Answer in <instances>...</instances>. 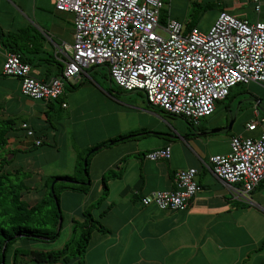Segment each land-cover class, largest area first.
<instances>
[{
  "label": "crops",
  "instance_id": "1",
  "mask_svg": "<svg viewBox=\"0 0 264 264\" xmlns=\"http://www.w3.org/2000/svg\"><path fill=\"white\" fill-rule=\"evenodd\" d=\"M54 1L0 0V16L5 13V18L0 17L2 33H16L20 29H27L23 32L26 35L35 33L27 55L31 59L30 72L41 79L53 74L57 62L62 63L65 40L60 31L62 24L69 21L72 25V15L56 9ZM192 2L213 9L206 29L220 10L249 22L264 21V0H259V11L254 10L252 0ZM161 7L159 18L178 19L170 10L161 15ZM246 8L255 12L251 18ZM45 14L49 15V25L45 18L36 19ZM183 24L185 28L192 26L188 22ZM7 50L0 42V67ZM44 51L49 53L48 61L39 59L45 56ZM98 65H90L71 81H65L62 94L51 102L23 95L17 77L0 73V119L16 126V130L9 131L5 148L18 149L14 155L33 149L40 154L58 155L64 150L66 162L47 175L73 176L70 173L77 170L78 161L88 147L109 141L93 149L88 157L87 167L93 169L90 189L60 190L69 194V198L83 194L82 203L89 198L87 206L101 192L98 183L101 175L108 170L114 173L106 178L104 198L91 208V216L97 223L90 230L81 259L68 263L24 260L22 264H79L80 261L82 264H263L264 178L243 199L236 194L238 183L223 182L206 165L209 155L228 151L231 134L254 132L245 128L251 116L245 118L241 127L231 121L228 126L229 122L224 120L227 116L218 111L215 103L213 110L196 122L188 123L182 118L171 121L172 115L150 105L141 90L120 88L109 78L106 66L103 72ZM103 78L113 82L116 90L105 87ZM129 92L135 95L121 96ZM101 96L110 104H98ZM255 101L251 114L258 117L264 110L257 106L259 98ZM223 107L231 117L236 114L231 104ZM116 115L129 121L114 124L112 119ZM99 118L105 119L100 122L102 125L94 122ZM22 122L32 129V134H26ZM124 135L130 136L118 138ZM115 138L118 139L110 141ZM34 139L40 142L35 144ZM164 145L170 148L169 157L155 160L144 157L146 151ZM189 166L196 168L199 189L185 208L161 209L153 203L139 201L142 194L151 190L173 188L174 171ZM31 172L30 183H41L42 176ZM79 206L73 208L75 212L79 213Z\"/></svg>",
  "mask_w": 264,
  "mask_h": 264
},
{
  "label": "built area",
  "instance_id": "2",
  "mask_svg": "<svg viewBox=\"0 0 264 264\" xmlns=\"http://www.w3.org/2000/svg\"><path fill=\"white\" fill-rule=\"evenodd\" d=\"M252 1L259 11V0ZM159 6L160 0H55L56 9L72 15L71 51L63 50L60 75L36 77L12 50L5 52L0 73L17 77L23 95L48 100L62 94L65 81L104 64L117 86L141 90L150 105L190 122L208 115L233 84L264 83V21L220 10L201 31L175 18L160 23ZM245 128L254 132L231 134L228 151L209 155L206 163L223 182L238 183L236 194L243 199L264 178V112ZM26 134L32 129L26 127ZM169 155L168 145L144 153L151 160ZM195 172L192 166L176 169L173 188L151 190L139 201L185 208L199 189Z\"/></svg>",
  "mask_w": 264,
  "mask_h": 264
},
{
  "label": "trees",
  "instance_id": "3",
  "mask_svg": "<svg viewBox=\"0 0 264 264\" xmlns=\"http://www.w3.org/2000/svg\"><path fill=\"white\" fill-rule=\"evenodd\" d=\"M21 30L22 29L16 33H2V31H0V42L4 48L17 52L22 60L31 63V59L27 55V52L30 51L29 45L33 44L35 33L26 35V33L23 32L27 29L24 31ZM44 54L45 56L39 59L48 61L49 53L44 51ZM56 65L55 71L50 76L60 75L63 63L57 62ZM225 98H230V89L219 101ZM48 101L51 102V99H48ZM179 117L187 121L184 117ZM187 122L191 123L190 121ZM23 128L26 129L25 127ZM11 130H16V126L14 127L7 119H0V261L2 248L3 264H22L24 262L22 258L24 260H31L39 263H68L73 259H81L90 230L95 226L94 222L97 223L96 219L91 216L89 210L83 212L87 214V218L82 217L81 220L74 217L71 218L70 236L59 247L42 249L30 247L29 244L26 247H20L14 245V242L17 239L28 241L53 240L57 236L61 227L62 215L58 207L53 206L50 208V204L53 202L52 196H54V199L57 201L60 190L65 188L85 192L90 183V178H88L87 174L88 156L92 152L94 146L99 148L109 141H100L88 147L81 156V158L85 159V165L78 162V169H83L88 178V182H85L86 180L84 177L76 178L75 176L66 174L47 175L38 186L36 183H30L32 180V172L30 170H25L20 164L11 165L13 155L15 151H18V149L5 148L6 140ZM33 132H35V130H33ZM127 136L130 135L119 136L118 138ZM118 138L110 139V141L117 140ZM113 174L112 170H108L101 175V192L96 200L92 204L90 203L88 207L92 208L104 198L106 194V178ZM59 178H64V181H62L64 183L55 187L53 182L51 184V191V181L53 179L56 181ZM29 190L41 192L43 196L34 200L25 199L23 197V192ZM58 217H60L59 224L57 223ZM77 226L80 227L79 234H76ZM56 227H58L57 231H55ZM41 236L46 237V239ZM79 264H82L81 261Z\"/></svg>",
  "mask_w": 264,
  "mask_h": 264
},
{
  "label": "rangeland",
  "instance_id": "4",
  "mask_svg": "<svg viewBox=\"0 0 264 264\" xmlns=\"http://www.w3.org/2000/svg\"><path fill=\"white\" fill-rule=\"evenodd\" d=\"M169 2H170V6H168ZM201 5H199L196 2H192V0H170V1L160 0V6L163 7V8L162 7L160 8L161 10L160 14L162 15L163 12L166 14V12L168 13L170 10L172 14H177L178 20L182 21L183 23L188 22L192 25L194 24L193 26L197 27L198 29L205 30L207 27L206 26L207 20L208 18H211L210 14L211 12H213L212 11L213 9L212 8H202ZM245 11L249 13L248 17L250 18L253 16V13L255 14V12L249 8H246ZM262 11L264 13V6L262 7ZM64 13H66L69 16L71 15V12L69 11L68 12L65 11ZM1 16L5 18V13H2ZM40 18H45L46 23L48 25L50 24L49 15L45 14V17L44 15L36 16V19H40ZM164 22H165L164 19L163 20L160 19V23H164ZM71 28H72V25L68 21L62 24V30L60 31L61 32L60 34L63 40H65L64 50L67 52L71 51V38H72V35H70ZM161 33L164 34L165 32L161 31ZM98 66L100 67L101 71L103 72L105 71V65L99 64ZM102 82L105 87H108V88L111 87L114 90H116L117 88V86L113 82H109L106 78H103ZM127 95H135V94L132 92L121 94L122 97H126ZM255 98H259V101H260L257 103L259 110H264V83L262 84L261 83L255 84L252 82L249 84L236 83L232 85L230 88V98H225L222 101L216 100L215 103L217 105L216 107L218 111H222L223 115L227 116L226 119H224L227 121V123L231 121V123H234L235 125H238L239 127H241L242 124H244V120L247 116H251L252 119L257 118L253 113L251 114V110L256 103ZM107 103L110 104V101L105 100L104 98H102V96L98 99V104L100 105H106ZM226 104H231L232 111L233 112L236 111V114L234 115L235 119H234V116L231 117L227 113V109L223 107ZM237 104H239V108H236ZM115 106L117 107L119 106V104L115 102ZM169 119L171 121H180L181 117L172 115L169 117ZM101 121L104 122L105 119L99 118L97 120H94L95 123H100ZM128 121H129L128 118H121L117 115L113 117L112 119V123L114 124H120V123H124ZM100 125L102 124L100 123ZM65 154L66 152L64 150H62V152H59L58 155H48L44 153L40 154V153H36V151H34L33 149L32 151H28L25 153H16L11 161V165L20 164L24 167L25 170L33 171V173L38 172V175L42 176V180H43L47 176L48 173L56 172L55 169L58 166L63 165V162H66L65 160H63L64 158L63 156H65ZM91 156L92 154L90 153L88 157L90 158ZM68 162L69 161L67 160V163ZM78 162L85 165L83 158H81ZM87 171H88L87 173L88 178L90 176L92 177L93 169L91 166L87 167ZM70 172L71 170H69V173ZM70 174H73V176H75L76 178L84 177L85 180L88 179L83 169L82 170L78 169V165H77V170L74 171V173H70ZM36 182H38L37 185L39 186L40 181H36ZM53 182L55 184V187L64 183L58 179L56 181L55 179H53L50 185ZM98 183H101V181L99 180ZM88 189H90V187ZM93 194H94V191H92L91 196H93ZM68 195L65 194L64 191H60L58 194L57 201L54 199V196H52L53 202L52 204H50V208H52L53 206L58 207L61 210V215H62L61 227L59 229L57 236L53 240H31V241L29 240L28 241V240H23V239H17L14 242V245L20 246V247H26L29 244L30 247L42 248V249L59 247L70 236L71 222L69 221V217H74L76 219L81 220L82 217L87 218V214H84L83 212H87L88 210L91 212V208L87 206V204L89 203L88 197L86 199V203H82L84 200L83 194H81L82 196H79V197L77 196L75 197L74 195H71L70 198ZM41 196H43V194L35 190H29V191L23 192V197L25 199L34 200V199L40 198ZM77 204L80 205L79 213L75 212L73 209ZM56 229L58 230V227H56ZM79 231H80V227L77 226L76 234H79L80 233ZM22 261H24L23 258H22Z\"/></svg>",
  "mask_w": 264,
  "mask_h": 264
},
{
  "label": "water",
  "instance_id": "5",
  "mask_svg": "<svg viewBox=\"0 0 264 264\" xmlns=\"http://www.w3.org/2000/svg\"><path fill=\"white\" fill-rule=\"evenodd\" d=\"M229 124H230V122L228 123V126H229ZM213 130H218V128H214ZM92 149H96V146L93 147ZM84 162H85V159H84ZM61 179H62V178H61ZM63 179H64V178H63ZM85 182H88V179H87ZM50 190L52 191V187H51V185H50ZM57 223H58V224L60 223V217H58ZM56 231H57V229H56ZM41 237H43V238L46 239V237H44V236H41ZM1 251L3 252V248H2ZM2 252H1V261H0V264H3V253H2Z\"/></svg>",
  "mask_w": 264,
  "mask_h": 264
}]
</instances>
